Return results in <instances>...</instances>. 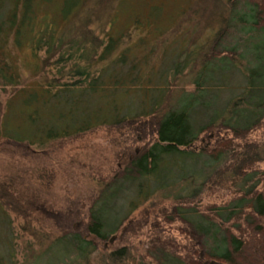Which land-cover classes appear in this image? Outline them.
Masks as SVG:
<instances>
[{
	"label": "trees",
	"instance_id": "1",
	"mask_svg": "<svg viewBox=\"0 0 264 264\" xmlns=\"http://www.w3.org/2000/svg\"><path fill=\"white\" fill-rule=\"evenodd\" d=\"M173 1L166 9L133 0V21L149 22L117 30L128 18L125 0H0L11 12L0 18V153L10 173L49 191L58 172L45 157L49 145L97 127L114 161L127 156L103 172L71 155L66 166L88 174L90 193L79 203L84 211L54 218L51 231L29 227L20 208L41 209L29 192L0 182L5 255L11 213L19 231L57 248L54 264H264V0H210V21L187 50L175 30L200 9L197 0ZM49 5L61 23L33 30L30 19ZM157 24L167 28L147 40ZM8 38L29 47L27 83L18 84ZM174 41L186 52L170 61ZM187 68L191 90L169 89ZM159 198L171 207L131 219ZM112 235L115 246H104Z\"/></svg>",
	"mask_w": 264,
	"mask_h": 264
},
{
	"label": "rangeland",
	"instance_id": "2",
	"mask_svg": "<svg viewBox=\"0 0 264 264\" xmlns=\"http://www.w3.org/2000/svg\"><path fill=\"white\" fill-rule=\"evenodd\" d=\"M161 1L162 4L165 5L166 9H169V6H172L171 4L174 2L173 0H155ZM182 4L183 0H177ZM53 3V2H52ZM124 8H128V18L125 19V21L120 23V26L117 28H125L127 25H137V27L145 26L149 21L150 17L143 16L138 17L137 22L133 21V17L136 16L134 14L132 16V10L131 6H133V0H125L124 2ZM197 6L196 8H199L200 10H197L195 12V20L189 19L187 21L182 22L181 26L175 30V38L181 39L183 44L186 45V50L189 49L191 39L193 36L196 35L195 30L197 29V34L200 33V31L206 26V23L210 21V17L208 16L211 11H213V3L210 2V0H197L196 2ZM6 7V4H3L0 7L1 16L0 18L5 17L6 15L10 14L11 12H8V8L4 9ZM48 10L43 11L40 10L38 14L35 13V15L30 19L32 22L33 30L35 28L41 29V27L44 25L56 27L55 25L60 24L59 18L57 16L54 17L55 11H53L54 6L49 5L47 6ZM121 6L118 8L120 9ZM3 10V11H2ZM199 11L201 13H199ZM176 8H171V17L174 20L176 18L175 15ZM18 13V12H17ZM134 13V12H133ZM147 15L151 16V19L155 21V16L149 11ZM14 19H17L18 15L15 14ZM172 19H170L172 21ZM54 22V25L52 24ZM167 25V24H166ZM59 27V26H58ZM167 28L166 26L162 24H157L156 27H150L149 35L147 40H151L154 37L157 36L159 30ZM173 34H170L171 37ZM129 43V41H128ZM174 45H172L173 50L171 52L172 56L170 61L177 60L183 58L184 50L183 47L180 46V43L178 41H174ZM127 44V43H124ZM155 44L154 43H150ZM190 44V45H189ZM148 45V46H149ZM135 47V46H134ZM138 48V47H137ZM7 51H5L6 55H8L10 58L14 61V70L18 74L16 77H18V84L19 83H27L26 80L28 79L29 75L32 73L30 72V66L29 61H31V58L29 56V47L27 45L20 46V47H14L13 43L10 38L7 40V44L5 48ZM146 50V49H145ZM152 51V50H151ZM165 50H159L157 52L159 56H161L164 53ZM153 52V51H152ZM155 52V50H154ZM5 56V54H4ZM6 58V56H5ZM157 59V58H155ZM34 61L38 62V59H35ZM159 60L156 64L153 65V67L150 70V78L153 80L152 82H157L159 77L156 74L158 68ZM191 72L188 70H184L183 72H179L176 74V76L169 82V89L176 90L179 92V90H191V78L190 74ZM152 75V76H151ZM33 76V74L31 75ZM231 80V79H230ZM30 83V82H29ZM32 87V86H31ZM175 91V92H176ZM169 95V94H168ZM166 95V97H168ZM171 95V94H170ZM171 97V96H170ZM3 99V95H2ZM16 107V106H15ZM14 108V104L12 105V109ZM105 129L103 127H97L90 130H87L86 132H83L78 135H71L66 141H61L60 139L54 141V144L49 145V149L52 150L50 154L46 152L45 157H48L51 159V162L56 161V164L58 166V172L56 179L54 181V184L52 188L49 191H42V189H38L33 184L29 183L24 185L23 182H21L17 174L10 173L11 169L5 165L4 157H2L0 153V182L1 184L5 183L6 181L13 183L15 186L14 189H21L23 191L29 192V204L31 203L30 200H34L37 202V204L41 207L32 208V204L29 205V208L24 205L20 209L22 212L26 215V218L29 219V227H45V229L48 227V229L53 227L50 223L54 222V218L57 220H60L62 214H68L71 213V215H75L77 211H84V207L81 206L80 208V201L83 199V196L86 197L90 193L91 189V180L88 174H80V169L77 167L72 166L71 168H68L67 162H69L72 157L71 155H74L75 161L77 159L80 160V162L92 164L94 166H99L100 169L103 172H107L108 166H111L110 163H116L120 166L124 165L127 159L126 154H121L119 158L116 157L115 161L113 158L115 156L112 154V141L109 139L108 135L104 134ZM212 137V133H206L202 134L200 137V140L205 142V140L208 142ZM108 142V143H107ZM199 142L197 141L196 144ZM43 156V155H42ZM71 157V158H70ZM73 158V159H74ZM77 158V159H76ZM42 160V159H41ZM113 161V162H112ZM191 164V161H187L186 164ZM91 167V166H90ZM19 184V185H16ZM13 189V192H15ZM114 202V201H113ZM83 205H85L84 202H82ZM170 202L168 199L159 198V201L155 202V200H151L148 202H143L141 205L136 207L131 212V219L133 218V221L135 219H138L142 216H150L153 213H162L164 208H170ZM36 207V206H35ZM57 216L54 217L53 211L56 210ZM21 212V213H22ZM8 219L10 227L8 228V231L10 233V239L11 243L9 245V253L5 255L6 250L5 246L2 242V237H4V230L3 227L0 225V263L1 264H54V260H52V255H59V251L56 248V253H54L55 247H50L47 245L46 240L37 242L36 239H34L33 235H30V230H24L23 232L19 231L17 228L19 227L18 222L20 223L21 218H13L12 214H8ZM178 220H176L177 222ZM80 222L79 218L74 219L71 224L74 227L78 226V223ZM39 224V225H38ZM58 227H64L58 226ZM29 231V232H28ZM37 236L45 238V233H41L37 231ZM49 235H52L49 233ZM116 237L111 241L107 242L105 246L112 248L115 246V240ZM6 256V257H5ZM34 256V257H32Z\"/></svg>",
	"mask_w": 264,
	"mask_h": 264
},
{
	"label": "water",
	"instance_id": "3",
	"mask_svg": "<svg viewBox=\"0 0 264 264\" xmlns=\"http://www.w3.org/2000/svg\"><path fill=\"white\" fill-rule=\"evenodd\" d=\"M114 238H115L114 235H112L111 237H109V239L104 243V246L107 244V242H111Z\"/></svg>",
	"mask_w": 264,
	"mask_h": 264
}]
</instances>
